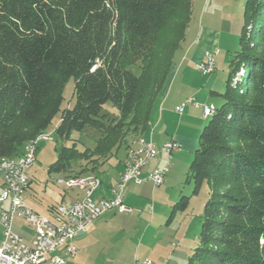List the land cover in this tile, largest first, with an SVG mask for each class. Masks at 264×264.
I'll return each instance as SVG.
<instances>
[{"label":"trees","instance_id":"1","mask_svg":"<svg viewBox=\"0 0 264 264\" xmlns=\"http://www.w3.org/2000/svg\"><path fill=\"white\" fill-rule=\"evenodd\" d=\"M192 2L0 0V157L21 155L59 112L60 139L86 127L98 137L92 148L61 145L49 173L127 148L126 138L150 122ZM241 20L224 88L210 90L222 103L188 167L192 194L206 184L208 197L186 264H264V0H244ZM70 78L74 101L61 109ZM107 102L116 113L103 110ZM81 168L75 175L90 174ZM188 203L182 196L167 222Z\"/></svg>","mask_w":264,"mask_h":264},{"label":"rangeland","instance_id":"2","mask_svg":"<svg viewBox=\"0 0 264 264\" xmlns=\"http://www.w3.org/2000/svg\"><path fill=\"white\" fill-rule=\"evenodd\" d=\"M243 3L244 0H195L185 42H181L175 52L172 69L189 71L188 82L178 77L171 88L172 82L170 84L168 79L154 103L147 131L153 133L155 130L156 148L174 139L181 143L180 148L170 155L164 152L162 156L156 157L155 165L168 166L162 184L156 186L149 180L129 190L125 204L131 210L113 215L106 213L107 218H103L81 243H77L80 250L68 264H129L134 256H148L158 264H186L187 257L198 242L202 208L208 197L206 184L202 185L198 194H192L193 183L190 179L187 181L188 167L198 133L212 114L203 116L202 108L192 103H188L181 113L175 111V106H179L190 96L197 103L206 99L216 107L221 105L222 99L211 95L209 91H222L224 88L230 61L238 49ZM203 9H206L204 14ZM200 11L203 21H200ZM199 21L204 24V28L207 26L213 30L214 35L208 43L198 42L192 45L188 54L185 48L194 40L195 35H192ZM205 50H216L214 69L208 74H203L196 65L207 52ZM183 56L185 58L182 59ZM134 71L137 72L136 69ZM73 84L72 78L65 83L61 109L73 104ZM104 109L108 114L116 113L109 102L104 104ZM59 120L60 112L45 130L46 133H52L53 139L37 143L35 161L26 169L29 177L26 200L40 212H45L48 206L59 202L66 191L68 198L75 197L76 193L82 195L77 187L67 190L64 185L57 183L58 179H68V176L79 173L81 167H85L89 173H95L102 181V187L92 195L95 198L110 181L115 183L114 176L121 170L119 160L125 154L126 145L123 142L107 160L100 158L85 163L75 160L71 162L69 171L49 173L48 166L56 159L57 148L61 145L75 143L78 149L92 148L98 137L96 130L86 127L80 132L72 131L68 140L60 139L54 131ZM137 134L128 136L126 141H131L132 136L138 137ZM182 196L189 197L187 208L177 211L173 220L167 222L172 206ZM83 247L87 250L84 251Z\"/></svg>","mask_w":264,"mask_h":264},{"label":"built area","instance_id":"3","mask_svg":"<svg viewBox=\"0 0 264 264\" xmlns=\"http://www.w3.org/2000/svg\"><path fill=\"white\" fill-rule=\"evenodd\" d=\"M215 54L216 50H208L197 68L211 73ZM188 103L202 110L211 107L189 97L176 106L175 111L181 113ZM52 136V133L41 132L25 143L21 155L0 157V264H67V259L74 257L78 251L74 240L86 232L94 221L108 211L131 210L123 199L128 183L141 184L151 180L158 186L168 171V166H156L144 175V169L153 162V154H159L160 150L150 138L141 135L125 150L119 175L110 186L111 197L92 198L94 191L101 185V180L95 174H88V178H81V174L68 176V179H58L57 183L67 189L77 187L82 195L70 202H58L48 214H42L25 200L29 187L26 169L35 161L37 143L52 140ZM180 144L176 140L167 141L162 150H168L170 155L180 148ZM16 221H21L32 231L28 240L14 229ZM138 264L158 263L148 257L144 258V263Z\"/></svg>","mask_w":264,"mask_h":264},{"label":"crops","instance_id":"4","mask_svg":"<svg viewBox=\"0 0 264 264\" xmlns=\"http://www.w3.org/2000/svg\"><path fill=\"white\" fill-rule=\"evenodd\" d=\"M208 1V0H207ZM194 2H195V0H193V2H192V13H193V7H194ZM205 3V2H204ZM204 11H203V14H204V12H205V10L206 9H203ZM192 13H191V17H192ZM201 13V14H200ZM199 17H200V21H203V19H202V17H203V15H202V11H200L199 12ZM190 21H191V18H190ZM190 21H189V23H188V26H187V30H186V35H187V31H188V28H189V25H190ZM200 21H199V25L196 27V30H195V33L192 35V37L194 36V40H192L191 42H190V44H188V46H186V48H185V51L189 54V52H190V50H191V48H192V45H194V44H197L198 42L199 43H201V42H203V43H208V42H210V38H212L213 37V30H210L207 26L204 28L203 26H204V24L201 22V24H200ZM204 33V34H203ZM186 35H185V38H186ZM191 37V38H192ZM185 38H184V42H185ZM182 41V42H183ZM205 51H208V50H205ZM205 51H204V53H205ZM175 55V54H174ZM183 58H185V56H183L182 57V59ZM204 54L202 55V58H201V60L198 62V63H200L201 61H203L204 60ZM174 64H175V56H174ZM197 63V64H198ZM174 64H173V66H174ZM196 64V65H197ZM189 75H190V73H189V71H170V73H169V75H168V77H167V79H166V82H165V84L167 83V81H168V79H169V83L171 84V82H172V87L171 88H173V84H175V81L177 80V78L179 77V79H181L182 81H186V82H188V77H189ZM165 84H164V86H165ZM164 86H163V89H164ZM170 86V85H169ZM217 91V90H216ZM210 92V91H209ZM190 97H192V96H190ZM189 98V97H188ZM195 100V99H194ZM196 101V100H195ZM199 103H203V104H207V105H209V104H212V105H214L215 106V104L214 103H212L211 101H207L206 99L205 100H202L201 102H199ZM177 106V105H176ZM175 106V107H176ZM197 106V105H196ZM197 107H199V106H197ZM200 108V107H199ZM152 122V121H151ZM150 127V122H149V124H148V126H147V128H146V130L141 134L142 136H144V137H146V138H150L152 141H153V143H155L154 142V134H155V130H154V132L153 133H149V132H147L148 131V128ZM160 132V131H159ZM136 133V132H135ZM134 133V134H135ZM138 134L137 135H139L138 137H141V135L139 134V132H137ZM144 133H146V135L144 134ZM133 134V135H134ZM137 137V136H136ZM136 137H134V136H132V139H131V141H130V143L132 142V141H134V139L136 138ZM136 140V139H135ZM157 140H159V138L157 139ZM175 140V139H174ZM159 145H160V143H159ZM158 150H160V153L159 154H157V156L159 155V157L160 156H162L163 154H164V150H162V147H160V148H157ZM156 156V157H157ZM156 157L153 159V162L150 164V165H148L145 169H144V175H147L154 167H156L157 165H155L154 164V162L156 161ZM120 161L121 160H119V163H120ZM120 165V164H119ZM120 172V171H119ZM95 174V173H94ZM83 175H88V174H83ZM118 175H119V173H117L115 176H114V181H116V179H117V177H118ZM149 180H147L146 182H148ZM143 183H141V184H134V183H128L127 185H126V187H125V189H124V192H123V199H124V202H126V197H127V194H128V191L129 190H131V189H133V188H135L136 186L138 187V185H142ZM111 185H113V183H112V181H110V183L109 184H107V185H105V187H104V189H102L101 190V192H99V194H97V196H95V200H97V199H99V198H101V197H111L112 196V194H111V192H110V186ZM100 187H102V181H101V185L98 187V188H100ZM29 188V187H28ZM98 188L94 191V193L98 190ZM67 190H69V189H67ZM94 193H93V195H94ZM26 195H25V200L27 199V191H26V193H25ZM68 195V191H66L62 196H61V200L59 201V202H70V201H72V200H75L76 198H78V197H80L81 196V194H78V193H76L75 194V197H71V198H68V197H66ZM26 202H27V200H26ZM28 203V202H27ZM58 203V202H57ZM57 203H55V204H57ZM34 210H36V211H38L37 209H35L30 203H28ZM55 204H52V205H50V206H48V208L47 209H45V212H40V211H38V212H40V213H42V214H48L49 213V210L51 209V207H53ZM107 214L109 213V214H111V215H113V214H116L117 213V211H108V212H106ZM106 213H105V215L103 214L101 217H99L96 221H94L93 222V224L91 225V227L86 231V232H84V233H82L81 235H79V236H77V238L74 240V242H75V245L77 246V248H78V251L80 250V248H79V246L77 245V243L79 242V243H81L90 233H91V231H93L94 229H95V227L96 226H98V224L102 221V219L103 218H107V216H106ZM106 216V217H105ZM110 215H108V217H109ZM112 218V217H111ZM14 229L19 233V234H21L22 236H23V238H25L26 240H28L29 238H30V236H31V234H32V231L29 229V228H27L21 221H16V223H15V225H14ZM0 238H1V231H0ZM83 250L84 251H86L87 249L85 248V247H83ZM75 256H76V254H75ZM74 256V257H75ZM74 257H72V258H69V259H67V264H68V261L69 260H71V259H73ZM138 257V256H137ZM145 257H148V256H145ZM134 258H135V256H134ZM134 258H132L131 260H133ZM138 258H142V257H138Z\"/></svg>","mask_w":264,"mask_h":264},{"label":"bare ground","instance_id":"5","mask_svg":"<svg viewBox=\"0 0 264 264\" xmlns=\"http://www.w3.org/2000/svg\"><path fill=\"white\" fill-rule=\"evenodd\" d=\"M207 53V52H206ZM206 53L204 54L205 57H206ZM201 70V68H199ZM201 72L203 74H208L209 72L207 70H201ZM204 105H207V104H204ZM211 105V107H209L208 110H202L203 112V116H208L210 114H213L214 111H215V106L212 105V104H209ZM164 152H166L168 154V150H164ZM157 156V154H153V159ZM81 178H88V175H81ZM144 258H148V257H143V258H138L137 257V262H136V257L129 263V264H138V263H144Z\"/></svg>","mask_w":264,"mask_h":264}]
</instances>
